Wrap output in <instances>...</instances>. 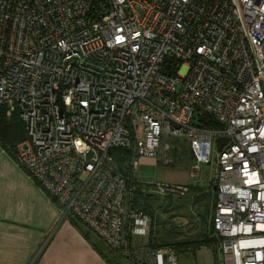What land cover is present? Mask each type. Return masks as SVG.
I'll list each match as a JSON object with an SVG mask.
<instances>
[{
    "label": "built area",
    "instance_id": "obj_1",
    "mask_svg": "<svg viewBox=\"0 0 264 264\" xmlns=\"http://www.w3.org/2000/svg\"><path fill=\"white\" fill-rule=\"evenodd\" d=\"M0 107L25 138L17 165L63 211L135 264L150 217L112 150L166 163L186 137L190 176L216 157V264H264V0H0ZM212 118L218 129L202 121ZM150 193L184 196L155 182Z\"/></svg>",
    "mask_w": 264,
    "mask_h": 264
},
{
    "label": "crops",
    "instance_id": "obj_2",
    "mask_svg": "<svg viewBox=\"0 0 264 264\" xmlns=\"http://www.w3.org/2000/svg\"><path fill=\"white\" fill-rule=\"evenodd\" d=\"M13 132L15 140L22 137L20 129H13ZM183 162L189 168L193 164L189 147ZM164 164L167 165L168 161ZM158 169V160L142 158L138 169L131 172V178L141 185L161 182L193 186L189 182L163 181L158 177ZM133 243L146 245L148 236L136 237ZM202 249L207 248H201L195 254H182L196 256ZM0 264L135 263L109 250L83 224L65 216L62 209L17 165L13 156L0 146Z\"/></svg>",
    "mask_w": 264,
    "mask_h": 264
},
{
    "label": "trees",
    "instance_id": "obj_3",
    "mask_svg": "<svg viewBox=\"0 0 264 264\" xmlns=\"http://www.w3.org/2000/svg\"><path fill=\"white\" fill-rule=\"evenodd\" d=\"M208 128L218 129L220 126L212 118L205 117L202 120ZM13 129H20L22 137L19 140H15V133ZM25 138V131L23 124L17 118L16 114L12 117H7L5 109L0 107V146L4 147L10 155L15 159V146ZM111 155L114 157L116 163L119 165L121 172L129 180L131 178L130 163L132 160V154L129 150L116 149L112 150ZM129 185L135 188L132 205L133 208L139 212L147 214L150 219L154 218L152 213L147 212L146 208H150V201L159 198L160 196L154 195L148 191V188L144 185L137 184L129 181ZM188 193L184 196H164L169 200V206L176 208L173 205L171 198H190L192 199V205L197 208V217L199 222L198 231L193 235L186 237L177 235L175 231L170 230L165 236L159 238L156 237L155 231H151L148 235V244L143 245L150 250H158L161 248H168L173 250L177 255L182 253L195 254L201 248H207L211 250L215 256H217L218 241L213 235L211 227V218L213 209L215 206L216 194L214 191L215 181H211L208 189H201L198 186H187ZM162 197V198H164ZM152 202V201H151ZM178 206V205H177ZM181 206V205H179ZM167 212V211H165ZM149 213V214H148Z\"/></svg>",
    "mask_w": 264,
    "mask_h": 264
},
{
    "label": "rangeland",
    "instance_id": "obj_4",
    "mask_svg": "<svg viewBox=\"0 0 264 264\" xmlns=\"http://www.w3.org/2000/svg\"><path fill=\"white\" fill-rule=\"evenodd\" d=\"M167 143L170 147L166 154L168 164L165 165L163 160L161 162L158 160V177L163 181L189 182L201 189H208L209 181L215 179L218 170L216 165L218 150L215 139L213 140L211 151V164L202 165L199 168L198 176L195 178L190 176V168L186 166V162H183L184 153L189 147L186 137H170ZM155 198L151 200L152 202L150 201V208H146V210L152 213L154 217L153 219L151 218V231H155L156 237L161 238L169 233L170 230L183 237L193 235L198 231L197 208L192 205V199L186 197L171 198L173 205L176 207L171 208L167 198ZM177 260L179 264H216V256L209 249H202L196 256L179 254Z\"/></svg>",
    "mask_w": 264,
    "mask_h": 264
},
{
    "label": "water",
    "instance_id": "obj_5",
    "mask_svg": "<svg viewBox=\"0 0 264 264\" xmlns=\"http://www.w3.org/2000/svg\"><path fill=\"white\" fill-rule=\"evenodd\" d=\"M225 143H226V139L224 138L218 139L217 140V150L220 151Z\"/></svg>",
    "mask_w": 264,
    "mask_h": 264
}]
</instances>
